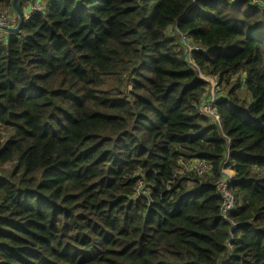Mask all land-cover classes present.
Instances as JSON below:
<instances>
[{
  "label": "trees",
  "instance_id": "1",
  "mask_svg": "<svg viewBox=\"0 0 264 264\" xmlns=\"http://www.w3.org/2000/svg\"><path fill=\"white\" fill-rule=\"evenodd\" d=\"M176 31L227 89L219 122L198 112L210 85ZM0 127L13 133L0 264H264V8L251 0H44L0 44ZM193 160L209 172H188Z\"/></svg>",
  "mask_w": 264,
  "mask_h": 264
},
{
  "label": "built area",
  "instance_id": "2",
  "mask_svg": "<svg viewBox=\"0 0 264 264\" xmlns=\"http://www.w3.org/2000/svg\"><path fill=\"white\" fill-rule=\"evenodd\" d=\"M252 4L257 5L258 7L264 8V0H251ZM44 0H33L28 1L26 4V8H24V20L27 21L31 17L32 14L36 13L39 10H42ZM14 13V11H13ZM18 22H16V15L12 18V11L10 8L3 10L0 12V28L2 29H9L15 27ZM176 36L178 37L182 47L185 51L186 61L191 64L199 73L200 78L204 79L210 85V96H208L198 107V112L200 115H203L207 118H211L216 122H219V117L216 111L214 110V106L217 100V88H218V80L213 77H204L197 68L194 59L193 53L200 52L198 48L194 46V44L189 40L186 35L181 34L180 32L176 31ZM10 35L6 32L0 31V44H3L8 40ZM186 167V170L190 173H196L199 177L205 175V173L209 172V166L206 162L202 160H193L191 162H187L183 165ZM183 171H185L183 169ZM226 174V171H224ZM228 177V174H226ZM232 177H228L225 180L219 182L217 191L218 194L222 198V214L226 218L230 213L235 211L236 209V202L235 198L232 193L228 189L229 180ZM231 249V248H230Z\"/></svg>",
  "mask_w": 264,
  "mask_h": 264
},
{
  "label": "water",
  "instance_id": "3",
  "mask_svg": "<svg viewBox=\"0 0 264 264\" xmlns=\"http://www.w3.org/2000/svg\"><path fill=\"white\" fill-rule=\"evenodd\" d=\"M21 1L22 0H14L13 3H12V7H13V10H14V13H15L16 18L18 20L17 25L15 27H12V28H9V29L0 28V31L8 33L10 36L11 35H15L18 32H20L22 27H23L24 21H25L24 20V13H23V10L21 8Z\"/></svg>",
  "mask_w": 264,
  "mask_h": 264
},
{
  "label": "rangeland",
  "instance_id": "4",
  "mask_svg": "<svg viewBox=\"0 0 264 264\" xmlns=\"http://www.w3.org/2000/svg\"><path fill=\"white\" fill-rule=\"evenodd\" d=\"M11 9V8H10ZM11 11H12V18H13V16H14V13H13V9H11ZM0 12H2V11H0ZM168 34L170 35V36H172V37H175V33L173 32V30H169V32H168ZM225 89H223V86H218V88H217V92H218V94L220 93V94H222L223 96L226 94V92H227V89H226V87H224ZM243 98H248V95H246V97H243ZM13 136V133L11 132V131H9V130H6V129H4V128H2V127H0V145H3L7 140H9L11 137ZM5 170H8V171H10V170H13V167L11 166H7L6 168H5Z\"/></svg>",
  "mask_w": 264,
  "mask_h": 264
},
{
  "label": "crops",
  "instance_id": "5",
  "mask_svg": "<svg viewBox=\"0 0 264 264\" xmlns=\"http://www.w3.org/2000/svg\"><path fill=\"white\" fill-rule=\"evenodd\" d=\"M226 174H228V177H233L234 176V173L232 171H226Z\"/></svg>",
  "mask_w": 264,
  "mask_h": 264
}]
</instances>
